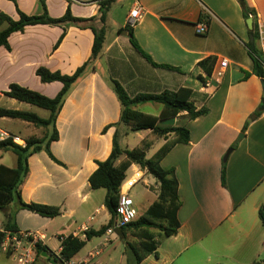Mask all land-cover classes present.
<instances>
[{
  "label": "crops",
  "instance_id": "1",
  "mask_svg": "<svg viewBox=\"0 0 264 264\" xmlns=\"http://www.w3.org/2000/svg\"><path fill=\"white\" fill-rule=\"evenodd\" d=\"M107 1L112 3L103 22L101 7ZM246 3L252 28L239 0H101L87 6L68 0H45V5L41 0H0L2 15L13 21H19L20 13H47L49 18L61 19L68 10L79 20L28 26L11 34L9 48L0 47V87L5 88V94L11 85H19L55 98L63 85L43 83L37 70L46 68L72 76L92 55L94 30H106L101 56L86 68L58 115V139L50 144V152L60 163L45 148L31 155L29 173L21 186L24 203L59 207L60 216L45 218L16 203L2 211L5 219L7 214L13 216L17 231L38 232L43 237L41 244L46 251L36 257V264H53L54 252L60 245L57 237L84 239L87 232L99 231L110 223L111 215L105 206L107 192L92 190L89 179L98 168L97 162L110 157L116 133L119 136L120 130H131L119 123L122 107L112 80L119 82L131 97L191 88L196 107L209 110L193 121H187V113H182L172 121L161 122L164 127L186 122L183 126L190 132V142L176 145L161 162L163 169L175 171L178 180L181 226L172 237H157L158 256L151 254L142 264H252L264 260V227L259 216L264 206V79L254 73L248 47L257 20L264 21V0ZM138 4L144 13L133 28L139 47L156 64L179 71L152 66L131 44L125 28L130 12ZM199 23L208 25L206 34L196 33ZM122 29L127 35L120 32ZM207 59L213 60L207 65L212 71L210 77L199 66ZM222 60L228 61V67L215 82ZM210 80L212 83L206 87ZM8 98L10 105L4 108V99L1 110L33 113L27 106L23 109L24 102ZM147 109L156 111L150 115L158 116L162 105L136 106L143 113ZM14 120L17 119L0 117V122ZM38 128L43 129L39 135L30 130L24 141L32 137L49 140L52 127ZM242 134L244 137L238 141ZM173 139L174 136L168 141ZM161 140L165 145L167 141ZM10 152L0 150V166H18V156L10 164L4 163ZM124 161L122 158L116 165ZM224 164L226 187L222 185ZM130 171L134 172L130 178L149 176L152 180L147 182L159 185L135 165ZM147 195L149 205L144 212L158 197L150 189ZM5 222L0 223V231ZM116 235L121 238L122 233ZM100 237L103 240L97 242ZM100 237L87 241L74 259L86 264H108L111 258L100 259L101 247L111 242V236L105 233Z\"/></svg>",
  "mask_w": 264,
  "mask_h": 264
},
{
  "label": "trees",
  "instance_id": "2",
  "mask_svg": "<svg viewBox=\"0 0 264 264\" xmlns=\"http://www.w3.org/2000/svg\"><path fill=\"white\" fill-rule=\"evenodd\" d=\"M41 2L45 5V0H41ZM111 3L112 1H107L102 4L101 8L103 14L101 18L103 22L106 20V15ZM240 4L243 9L244 17L249 18L246 0L240 1ZM250 14L253 13L250 12ZM64 21L76 22L79 20L73 18L69 10L61 19L49 18L47 13L42 16H27L20 13L19 21H13L2 15L0 25V47L5 46L9 48L8 39L10 35L16 32H22L28 26L41 24L55 25ZM125 30L129 34L131 44L152 66L171 71H179L172 66L156 64L151 57L139 47L133 35V28L126 27ZM123 31L124 30L122 29L120 32ZM94 33L95 39L90 59L72 76L62 75L60 72H51L46 68H39L37 70V75L43 83L49 84L58 82L63 85L61 91L55 98H48L38 92L19 85L10 86V91L6 94L8 97L44 109L50 113V116L47 119H43L33 113L0 109V117L22 120L32 123L37 127H52V132L47 141L35 137L26 140L25 148L10 141L0 143V150L12 151L18 156V166L16 168H9L3 165L0 166V211H4L9 206L16 203L19 204L21 209L28 210L45 218L54 219L60 216L61 212L59 207L24 203L21 198V186L29 173L28 159L31 155L38 153L45 148L51 158L59 162L50 152V144L58 139V132L56 129L58 115L74 87L84 77L86 68L92 65L101 56L104 49L106 41L105 28L100 32L94 30ZM63 36L61 37V40L63 39ZM251 37L252 41L248 44V47L254 60V73L258 77L264 79V69L261 64V52L256 30L251 32ZM212 63V59H207L199 64L208 77L211 76L212 71L207 68V65ZM200 79L203 83L205 82L204 78L200 77ZM111 86L122 107L119 123L130 127V131L132 132L151 131L159 138H164L167 142L157 151L153 158L149 159L147 158V149L145 148H136L132 150L122 148L116 133L110 157L104 162H97L98 168L89 179L92 190L105 189L107 192L105 206L111 215L110 223L102 227L99 231L87 232L84 239L72 235L67 237L63 243L64 250L62 256L67 260L74 259V257L85 247L87 241L94 237L103 236L107 230L114 225L120 188L123 182L128 178V170L135 165L152 176L160 186V193L157 199L151 204L147 211L144 212V214H140L138 211L137 219L121 229V239L125 242L128 238L129 231H134V237L140 239L139 244L127 242L129 248L128 264H142L145 258L149 255L155 254L156 257L158 256L157 237H159V240L172 237L178 233L181 226L178 219V211L182 202L178 193V180L175 171L163 169L161 162L176 145L188 144L190 142V132L184 126L164 127L161 122L172 121L178 118L182 113H187V121H193L199 117L207 115L209 110L205 107L200 109L196 107L193 101L195 94L194 90L187 87L180 88L177 91L166 90L160 94H139L135 97H131L119 82L112 80ZM143 103L160 104L162 105V111L158 116H154L136 110V106ZM105 131L107 130H104V132ZM172 135L174 136V139L168 141ZM122 158H125V161L117 166V162ZM222 185L224 187L227 186L226 164L223 165L222 170ZM259 216L264 227V206L260 208ZM13 220V216L7 214L3 230L17 231V227L13 224ZM3 238L4 234L0 231V245ZM45 251L46 248L41 244H38L36 246V257L40 258ZM52 263L59 264L58 260L55 258H53ZM252 264H264V260H257Z\"/></svg>",
  "mask_w": 264,
  "mask_h": 264
},
{
  "label": "built area",
  "instance_id": "3",
  "mask_svg": "<svg viewBox=\"0 0 264 264\" xmlns=\"http://www.w3.org/2000/svg\"><path fill=\"white\" fill-rule=\"evenodd\" d=\"M73 3L81 5H90L94 3H99L101 0H68ZM144 17L143 8L139 4L130 12L127 20V27L134 28ZM2 18V10L0 9V25ZM256 33L258 37V44L261 52V64L264 69V21L257 20L256 22ZM208 32V25L204 23H199L196 25V33L198 35H204ZM228 67V61L222 60L220 63V72L216 74L215 82H219V78L223 74V70ZM212 81L210 80L205 84L209 87ZM6 94L0 90V105L5 99ZM13 142L14 144L25 148L26 142L21 140L19 137L11 135L7 130L0 127V143ZM143 176L136 175V178H127L121 188L119 201L116 208V218L114 225L107 230L106 235L112 236L117 234V229H122V227L131 224L137 219L138 210L135 206V202L130 196V191L136 186L137 183L142 181ZM4 234V238L1 242V250L14 260L18 264H34L36 262V246L41 244L43 237L38 232L31 231H1ZM60 245L58 249L54 252V258L58 260L59 264H86L85 262L77 261L75 259L67 260L62 256L64 250L63 243L67 237L59 236L57 237ZM42 245V244H41Z\"/></svg>",
  "mask_w": 264,
  "mask_h": 264
},
{
  "label": "rangeland",
  "instance_id": "4",
  "mask_svg": "<svg viewBox=\"0 0 264 264\" xmlns=\"http://www.w3.org/2000/svg\"><path fill=\"white\" fill-rule=\"evenodd\" d=\"M2 74L3 71L0 70V75ZM0 90L6 93L5 88L0 87ZM9 105H10L9 98L7 97L3 103V107L5 108L6 106ZM22 106L23 109H25L27 106L28 111L31 110L34 114H37L41 118H47L49 116V112L44 109L31 106L26 103H22ZM146 111L149 114L156 113V111L152 109H147ZM183 125H186V122ZM0 127L7 130L11 135L19 137L23 140H25L28 134L32 132L30 130H35L37 135H39L40 131L43 130L42 128H38L33 125L28 126L25 124V121L22 120L0 122ZM118 139L121 147L124 149H130V150L136 148L147 149L146 153L149 159L154 157L157 151L162 147V143H163L161 140L162 138H159L157 135H154L149 131L132 132L130 130H120ZM16 156L17 155H15L13 152L6 154V160L4 163L10 164V162L14 160ZM133 173L134 172L132 171L128 172L127 173L128 178H130L133 175ZM148 180L151 181L152 180L151 177L149 176L144 177L142 181L137 183L136 186L130 191V196L134 200L135 206L139 209L140 214H144L146 207H148L149 205L147 190L150 189L156 195H159L160 193L159 185L157 183L147 182ZM147 186H149V188H146ZM3 221H6V219L4 218L3 212L0 211V223ZM133 234H135L134 231L128 232L129 237L126 239V242L116 234L111 236L110 237L111 242L107 243L105 247H101L103 249V254L100 257V259L102 260V259L111 258V261L108 264H122V263L128 264L129 248L127 242H130L132 244H136V243L139 244L140 241V239L135 238ZM48 236L50 237V234H48ZM101 238L102 237L98 238L99 241L97 242L103 240ZM51 243L54 244L55 242L52 241ZM0 264H18V263L14 260V258L7 256L5 255V253L0 251Z\"/></svg>",
  "mask_w": 264,
  "mask_h": 264
},
{
  "label": "water",
  "instance_id": "5",
  "mask_svg": "<svg viewBox=\"0 0 264 264\" xmlns=\"http://www.w3.org/2000/svg\"><path fill=\"white\" fill-rule=\"evenodd\" d=\"M239 1H242V0H239ZM252 21H253L252 18H249V19L247 20V24H248V26H249L250 28H252ZM123 35H127V32L124 31V32H123ZM262 104H263V106H264V100L262 101ZM242 137H244L243 134H242L241 136H239L238 141H239L240 139H242ZM231 152H232V149H230V150L227 152V154H226V156H225V158H224V162L227 161V159L229 158ZM120 232H121L120 229H117V230H116V233H117V234H120ZM44 255H46V254H44Z\"/></svg>",
  "mask_w": 264,
  "mask_h": 264
}]
</instances>
